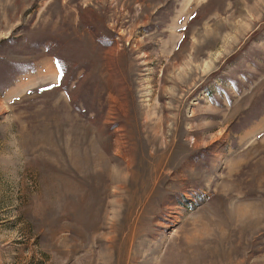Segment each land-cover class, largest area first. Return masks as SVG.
Segmentation results:
<instances>
[{
    "label": "rangeland",
    "instance_id": "rangeland-1",
    "mask_svg": "<svg viewBox=\"0 0 264 264\" xmlns=\"http://www.w3.org/2000/svg\"><path fill=\"white\" fill-rule=\"evenodd\" d=\"M4 264H264V0H0Z\"/></svg>",
    "mask_w": 264,
    "mask_h": 264
},
{
    "label": "crops",
    "instance_id": "crops-1",
    "mask_svg": "<svg viewBox=\"0 0 264 264\" xmlns=\"http://www.w3.org/2000/svg\"><path fill=\"white\" fill-rule=\"evenodd\" d=\"M5 261L3 260V257L1 256V250H0V264H4Z\"/></svg>",
    "mask_w": 264,
    "mask_h": 264
}]
</instances>
